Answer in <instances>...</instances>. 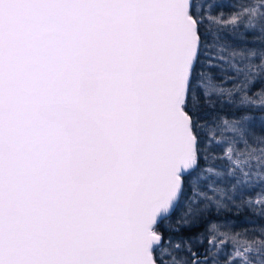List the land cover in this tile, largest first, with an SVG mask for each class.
Masks as SVG:
<instances>
[{"label": "snow or ice", "instance_id": "1", "mask_svg": "<svg viewBox=\"0 0 264 264\" xmlns=\"http://www.w3.org/2000/svg\"><path fill=\"white\" fill-rule=\"evenodd\" d=\"M212 7L0 0V264H264L212 218L264 216V0Z\"/></svg>", "mask_w": 264, "mask_h": 264}, {"label": "trees", "instance_id": "2", "mask_svg": "<svg viewBox=\"0 0 264 264\" xmlns=\"http://www.w3.org/2000/svg\"><path fill=\"white\" fill-rule=\"evenodd\" d=\"M249 2H252V0H206V3H210L213 5V7L211 9H208V11H210L212 14H217V15L222 13L225 18L232 15L234 12L239 11L241 5L248 4ZM229 31H230L229 28H225L222 30L221 34L227 37L228 44H233L234 38L231 35H229ZM237 31L245 34L248 33L253 34L252 36L249 37V40L246 42L249 47H253L259 43V41L255 39V36L259 34L258 29H246L244 28L243 25H241ZM259 87H260L259 84H257L256 87L253 88L252 90L253 93L259 91ZM256 131L257 134H260L259 129H257ZM217 138L219 139V136ZM249 143L254 148L262 147V145H259L258 143H254L253 141H250ZM221 144H223L222 141ZM211 146L215 147L214 144ZM238 147H244V145L240 144L238 145ZM219 155H222L219 149H217L214 153H210V156H219ZM250 182H253L254 184L253 180ZM254 189L255 188L252 187L251 189L249 188L245 190V194L243 196V199L245 201L248 200L247 196L251 195ZM235 204L240 205V198H236ZM235 204H229L226 209L221 210L218 215L214 214L212 218L220 219L221 221H226L227 224L229 225V228L233 231H245L246 235L248 236L260 238L261 227L264 226V216L260 214L259 208L251 207L250 205L238 207V205ZM256 205H259V203H257ZM229 228H223L222 230H229ZM202 230H203V225H201L200 228L195 229V231H202ZM184 234L187 235L188 233L185 232Z\"/></svg>", "mask_w": 264, "mask_h": 264}, {"label": "rangeland", "instance_id": "3", "mask_svg": "<svg viewBox=\"0 0 264 264\" xmlns=\"http://www.w3.org/2000/svg\"><path fill=\"white\" fill-rule=\"evenodd\" d=\"M224 147H226V145H224ZM253 181H254V184H253V182H249V185H248V188H246V189H251L252 187L253 188H255L254 189V191L251 193V195H248L247 197H248V200H251V201H253V203H254V205H256L257 203H260V193L262 192V191H264V188H262L261 186H260V184H259V182L257 181V180H255V179H253ZM253 185V186H252ZM220 187H224V188H230L231 186L230 185H225V184H221V185H219ZM253 190V189H252ZM247 199V198H246ZM247 200V201H248ZM229 204H232V203H229ZM235 205H238V204H235ZM251 207H253V205H250ZM177 215H179V210H178V212H177ZM220 222H222V223H224V222H226V221H221L220 219H218ZM227 223V222H226ZM201 251L203 250V249H200Z\"/></svg>", "mask_w": 264, "mask_h": 264}]
</instances>
